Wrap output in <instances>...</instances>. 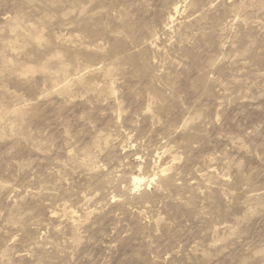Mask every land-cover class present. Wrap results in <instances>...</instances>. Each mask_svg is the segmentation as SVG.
Masks as SVG:
<instances>
[{
	"label": "rangeland",
	"instance_id": "1",
	"mask_svg": "<svg viewBox=\"0 0 264 264\" xmlns=\"http://www.w3.org/2000/svg\"><path fill=\"white\" fill-rule=\"evenodd\" d=\"M0 264H264V0H0Z\"/></svg>",
	"mask_w": 264,
	"mask_h": 264
},
{
	"label": "bare ground",
	"instance_id": "2",
	"mask_svg": "<svg viewBox=\"0 0 264 264\" xmlns=\"http://www.w3.org/2000/svg\"><path fill=\"white\" fill-rule=\"evenodd\" d=\"M179 10H180V6L177 5V6L174 8V14H177V13L179 12ZM171 19H172V18L170 17V20H171ZM141 181H142L141 179H139V178H135V185L138 187Z\"/></svg>",
	"mask_w": 264,
	"mask_h": 264
}]
</instances>
